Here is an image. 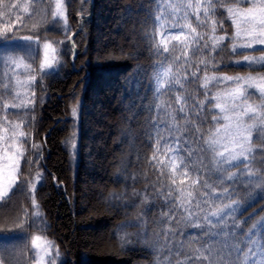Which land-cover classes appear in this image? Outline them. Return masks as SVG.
Masks as SVG:
<instances>
[{"label":"trees","instance_id":"obj_1","mask_svg":"<svg viewBox=\"0 0 264 264\" xmlns=\"http://www.w3.org/2000/svg\"><path fill=\"white\" fill-rule=\"evenodd\" d=\"M62 3L64 25L53 16L52 0H0V105L19 104L13 84L16 76L23 74L14 72L10 57L27 59L34 70L29 75L35 76L28 85L27 105L7 109L8 121L18 118L26 136L21 138L20 181L0 201V235L5 237L0 241V264H33L30 239L34 234L53 243L57 264H209V258L196 251L202 243L196 235L200 229L185 227L178 219L170 220L164 215L165 202L158 195L172 186L173 173L163 142L161 151H156L153 123L157 113L154 108L149 111L151 105L160 103L149 90L153 65L159 59L155 45L161 41L160 29L154 23L159 15L156 0ZM229 6H234L232 0L217 4L215 16L206 25L197 26L195 16L190 18L197 32L207 33L209 44L212 19L217 21V36L234 34L235 27L226 11ZM27 36L33 40H25ZM43 41L51 42L58 50V70L52 74H42L38 65ZM231 44L225 39L215 53L204 50L203 55L197 54L193 70L200 59L214 57L215 67L208 66L210 76H264V65L235 64L233 61L243 57L232 53ZM172 45L176 46L173 54L182 55L181 44L171 41ZM259 49L238 51L264 55ZM200 68L202 79L204 65ZM103 79L110 83L108 88ZM209 87L210 94L226 88ZM185 90L203 99L199 82L186 84ZM96 103L102 105L106 119L102 124L94 120ZM248 103L262 104L264 99L252 93ZM161 118L166 119L163 115ZM191 119L193 124L198 123L195 116ZM179 123L183 128L184 121ZM200 127L207 134L212 125L209 122ZM92 131L103 147L98 151L102 159L98 195L89 187L92 169L88 173L84 168L91 159L85 147ZM71 142L74 150H70ZM262 144L264 138L253 132L255 159L250 167L264 178ZM88 145L91 152V142ZM188 147L195 149L196 145ZM181 155L189 163L190 172L201 167L196 151ZM181 179L185 178L177 177L176 183ZM235 188L231 199L222 202L239 205L227 224L238 225L236 235L241 245L246 243L241 231L245 236L255 231L252 239L259 244L260 225L264 222V179L237 184ZM6 212L8 217L3 216ZM208 227L216 230L215 225ZM225 238L233 243L230 237ZM249 247L256 245L249 244L245 253Z\"/></svg>","mask_w":264,"mask_h":264},{"label":"snow or ice","instance_id":"obj_2","mask_svg":"<svg viewBox=\"0 0 264 264\" xmlns=\"http://www.w3.org/2000/svg\"><path fill=\"white\" fill-rule=\"evenodd\" d=\"M221 3L222 0H156L159 15L154 23L160 29L161 41L155 45V54L159 59L153 65L149 90L160 103L151 105L149 111L154 108L157 113V119L153 123L156 151H161L163 142L164 154L168 157L173 173L172 186H168L166 191H161L158 195L165 202L167 212L164 215L170 220L178 219L185 227L200 229L196 235L202 243L196 251L205 254L209 258V264H264V222L260 225L261 242L257 244L252 239L255 231H250L246 236L241 231L240 236H244L246 241L241 245L236 235L238 225L227 224L228 218L239 205L222 203L225 199H231L236 191L235 185L264 179L257 176L250 167L255 159L252 148L253 132L258 133V138H264V103H248V97L252 94L250 89H255L264 98V76H210L208 66L211 64L215 67L214 57L200 59L193 70V58L197 54L203 55L204 50L215 53L222 47L225 39L232 41V53L243 57L242 60L233 61L235 64L248 67L264 65V55L257 57L238 51L255 50L256 46H261L259 50L264 52V0H232L234 6L227 7L226 11L235 25L234 34L231 37L217 36V21L212 19L209 44L205 40L207 33L197 32V27L193 26L190 18L195 16L197 26L206 25L215 16L216 5ZM242 4L249 6L241 7ZM53 16H65L62 0H56ZM24 39L32 41L33 37L27 36ZM171 41L181 44L182 55L173 54L176 46L170 47ZM43 47L44 60L40 65V72L52 74L58 70L54 67V63H58L56 49L51 42L44 43ZM10 61L16 68L23 63L22 58L19 63L11 57ZM200 65H204L202 79L198 75L201 71ZM45 69L49 71L45 72ZM24 70L34 71L30 64H25ZM34 81L33 75L26 83ZM197 82L204 90L202 100L192 97L185 90L186 84ZM229 83L232 86H228ZM210 85H225L226 88L210 94ZM164 97L168 99L165 100ZM23 106L25 105L22 103L0 105L4 111V119L0 120V200L7 197L20 181L19 159L23 156L21 138L26 133L21 130L20 124L8 121L7 109ZM162 115L166 119H162ZM193 116L198 123H192ZM180 120L184 121L183 128ZM209 122L212 127L207 134L202 133L200 126ZM165 132L167 135L163 134ZM192 144L196 145L195 149L188 147ZM261 148L264 149V144ZM185 151L189 155L196 151L201 161L200 168L190 172L189 163L181 155ZM177 177L185 179L177 184ZM209 225H215L216 230L208 227ZM225 237H230L233 243H229ZM217 244H222L223 247L216 248ZM249 244L256 247H249L245 253L244 248ZM32 245L36 249L44 250L46 254L52 247L49 242L42 241L41 236L34 237ZM233 255L235 259H232Z\"/></svg>","mask_w":264,"mask_h":264},{"label":"rangeland","instance_id":"obj_3","mask_svg":"<svg viewBox=\"0 0 264 264\" xmlns=\"http://www.w3.org/2000/svg\"><path fill=\"white\" fill-rule=\"evenodd\" d=\"M111 2V0H108V2ZM52 2H53V8H54V11H55V2H56V0H52ZM249 5L248 4H246V6H242V7H248ZM59 17V19H60V21H64L62 24L64 25V23H65V20H64V16L63 17H61V16H58ZM234 25V24H233ZM234 27H235V25H234ZM236 30V29H235ZM44 43H46L45 41H43L42 43H40V45H39V48H40V59H39V63H38V65H39V67H40V65H41V63H42V61L44 60ZM54 46V48L56 49V60L58 61V63H59V60H58V50H57V48L55 47V45H53ZM261 46H256V49L257 48H260ZM248 50H254V49H248ZM50 57H51V52H50ZM257 57H259V56H257ZM11 58H13V59H15V61L17 62V63H19L20 62V59H21V57H11ZM242 60V59H241ZM58 63H54V67L55 66H57V64ZM25 64H29V62L27 61V59L25 60V59H23V63L21 64V66L19 67V68H16L14 65H13V63L10 61V58H9V65L13 68V70H14V72L15 73H22L23 75L22 76H16V78L14 79V84H13V87H14V94H16V96H17V93L19 94V98H17V102H19V104H23V105H27L26 103H28V97H29V95H28V92H27V89H28V85H29V83H26L29 79H30V73L29 72H27V71H25L24 70V65ZM257 66V65H256ZM49 70L48 69H45V72H48ZM235 76H244V75H234V76H231V77H235ZM247 76H249V75H247ZM252 76V75H251ZM253 76H259V75H257V74H253ZM107 80V79H106ZM106 80H104L103 79V83L107 86L106 88H108V86L110 85V83L108 84L107 82H106ZM18 81H19V83H18ZM230 84V83H229ZM232 86V85H231ZM251 93H253V94H258L259 96H260V94L258 93V92H256L255 91V89H250L249 90ZM261 97V96H260ZM264 99V98H263ZM98 103V102H97ZM96 103V104H97ZM252 105H257V104H252ZM24 107V106H23ZM102 105H100V104H97L96 106H95V112H94V114H93V116H94V120L95 121H97L99 124H102V123H104L105 122V117L102 115ZM10 121L11 122H14V123H17V124H20V122H19V119L18 118H16V117H14V118H11L10 119ZM96 134H95V132H91V135L88 137L89 139H88V141H87V145H86V147H85V151L87 152V154H89V156H91L90 158L91 159H89V165L88 166H84V168L86 167V171L89 173L90 171H91V169H92V175H89L88 177H89V187L91 188V189H94L95 191H96V194L98 195V193H99V189H100V187H101V182H100V175H98V174H100L99 172L101 171V163H102V159L100 158V156L98 157V151H101V150H103V147L101 146V144H99V142L96 140V138H98V136H95ZM101 141V140H100ZM75 142V141H74ZM74 142H71V144L70 145H72V143H74ZM88 142H91V146L93 147L92 148V150H91V152H90V150H89V145H88ZM101 143V142H100ZM74 145L75 144H73L71 147H70V150H74ZM90 152V153H89ZM91 154V155H90ZM97 155V157H94L93 155ZM21 158V157H20ZM96 158V159H95ZM91 160V161H90ZM19 163H20V159H19ZM88 164V163H87ZM102 173V172H101ZM1 201V200H0ZM3 216H5V217H8V212H6L5 214H3ZM2 216V217H3ZM88 228H90V229H93L94 230V232H95V228H93L92 226H89ZM36 236H40V235H33V236H31V239H30V244H32V240H33V238L34 237H36ZM42 237V241H47V242H49L50 244H51V250H50V252L48 253V254H46L45 253V251L44 250H42V249H36V248H34L33 247V249H32V252L31 253H33V264H57V261H56V259H55V249H54V247H53V243L49 240V238L47 239V238H45V237H43V236H41ZM1 238H5V237H3L2 235H0V241H4V239H1ZM2 243V242H1ZM33 246V245H32Z\"/></svg>","mask_w":264,"mask_h":264}]
</instances>
